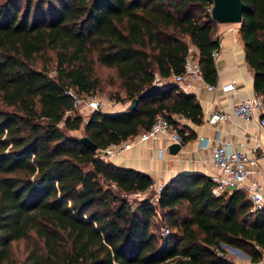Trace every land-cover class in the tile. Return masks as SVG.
<instances>
[{
	"label": "trees",
	"instance_id": "obj_1",
	"mask_svg": "<svg viewBox=\"0 0 264 264\" xmlns=\"http://www.w3.org/2000/svg\"><path fill=\"white\" fill-rule=\"evenodd\" d=\"M241 2L243 56L264 105V0ZM210 3L0 0V264H243L221 243L258 259L264 206L249 210L243 189L214 195L206 174L181 172L153 200L134 194L151 187L147 172L96 151L136 134L158 113L182 141L193 136L177 116L200 122L199 103L167 77L181 71L193 46L203 80L214 82ZM47 51L51 72L34 64ZM96 66L110 69L112 100L135 97V104L93 108L82 120L84 109L64 90L92 94L102 83ZM18 240L20 258L11 253Z\"/></svg>",
	"mask_w": 264,
	"mask_h": 264
},
{
	"label": "crops",
	"instance_id": "obj_2",
	"mask_svg": "<svg viewBox=\"0 0 264 264\" xmlns=\"http://www.w3.org/2000/svg\"><path fill=\"white\" fill-rule=\"evenodd\" d=\"M213 34L218 39V51L213 57L215 80L210 83L212 88H207L201 80L187 75L175 81L182 90L195 95L201 109L200 122L194 123L187 118L179 119L181 124L187 126L185 127L187 132L189 130L193 132V136L182 141L174 153L167 152L165 155L159 152L164 135L158 134L138 140L133 134L128 136L132 138L129 146L122 147L104 159L147 172L152 178L153 186L181 172L196 171L207 175L212 170L211 148L216 143L215 134L219 132L220 138L228 141L233 148L246 149L251 156L255 157V164L250 175L258 179L264 192V158L258 157L264 144V129L257 123V116L264 111V105L248 119H243L230 110L234 103L254 93L252 71L244 60L238 22H216ZM194 52L195 48L191 46L189 53L193 57ZM225 83H230L231 87L223 88L222 85ZM126 103L127 101L103 102L100 110L118 111L123 109ZM218 108L228 111V117L215 123L206 121L205 115L208 111ZM199 136L207 138L206 145H203V138L200 139ZM231 250L240 254L235 249ZM246 258L242 260L247 261L248 258ZM242 260L236 262L241 263Z\"/></svg>",
	"mask_w": 264,
	"mask_h": 264
},
{
	"label": "built area",
	"instance_id": "obj_3",
	"mask_svg": "<svg viewBox=\"0 0 264 264\" xmlns=\"http://www.w3.org/2000/svg\"><path fill=\"white\" fill-rule=\"evenodd\" d=\"M209 9V5L206 7ZM218 51L217 47L211 49L212 57L216 56ZM194 77L201 80L207 88H212L210 83H207L202 78L201 69L196 59L188 53L184 60L181 71L177 73H170L167 78L173 81H177L183 76ZM164 78L155 76L153 81L159 82ZM223 88L231 87L230 83L222 85ZM69 94L75 105L79 108L84 109L87 113L90 109L101 108L103 100L94 94H80L76 93L72 88L68 87L64 90ZM263 108V102L259 95L253 93L248 97L241 99L231 106V112L248 119L255 114L257 110ZM229 115L228 111L218 108L210 110L205 115V120L209 123H215L223 121ZM181 117L177 116L179 120ZM257 123L264 129V111L257 116ZM183 133H187L184 129ZM158 134H162L163 141L159 147L161 154L167 153L166 148L170 142H177L179 145L182 142L180 134L173 128V126L167 121V119L160 113L156 114L149 125L139 132L134 137L138 140L146 139L148 137H154ZM219 132H216L214 139L216 143L213 144L210 154V164L212 167L211 172L207 174L211 181L210 191L212 194L217 195L229 188H241L244 191L245 197L249 201V210L260 208L264 206V192L261 183L257 178L250 175L253 165L255 164V157L251 156L246 149L233 148L228 141L223 140L219 136ZM203 138V145H206L207 138ZM131 137H126L118 142L109 143L104 147L97 148L98 156L104 158L114 152H117L122 147L130 145ZM260 158H264V144L261 147L258 155ZM160 184L154 187V192L151 195V199L155 200L157 191ZM139 194V193H134ZM169 231V227L165 224L159 226V232L165 234ZM247 264H264V248L261 249L258 259L250 261L247 259Z\"/></svg>",
	"mask_w": 264,
	"mask_h": 264
},
{
	"label": "rangeland",
	"instance_id": "obj_4",
	"mask_svg": "<svg viewBox=\"0 0 264 264\" xmlns=\"http://www.w3.org/2000/svg\"><path fill=\"white\" fill-rule=\"evenodd\" d=\"M226 22H230V21H225V23ZM50 55H51V52L47 51L46 55L37 56L34 59V64L38 66L41 63H43L44 65H46L49 68V71L51 72V69H50L51 60H49L50 59ZM95 70H96L97 74L99 75V77L101 78L102 83H101V85L99 86L98 89H96V90H94L92 92V94H94L97 97L101 98L103 100V102H105V103L114 101V100L111 99V97H109V95L111 94V92L113 91L115 86H114V84H109V83L106 82V79H107V77L110 74V69L102 67V66H96ZM125 101H128V98L126 100L122 101V102H125ZM87 113H85V111H83V112L81 111L82 120H84L86 118ZM71 132H73L74 134H79L80 133L79 129L72 130ZM154 187L155 186L152 185L149 189H147V190H145V191H143V192H141V193H139L137 195L152 194L154 192ZM22 245H23V242L21 240H18L16 242L12 243L11 253H12L13 256H16L18 258H20L22 256V253H23ZM229 246H223V247L225 249L226 256H228L230 259H232L234 261H240L243 258L247 257V256H244L245 253L241 249L240 250L242 252H239L240 254H237V253H235V251L233 252L230 249ZM229 253H231V254L234 253V254L231 255ZM241 263L247 264V261L242 260Z\"/></svg>",
	"mask_w": 264,
	"mask_h": 264
},
{
	"label": "water",
	"instance_id": "obj_5",
	"mask_svg": "<svg viewBox=\"0 0 264 264\" xmlns=\"http://www.w3.org/2000/svg\"><path fill=\"white\" fill-rule=\"evenodd\" d=\"M243 9V4L241 0H211L209 5L208 12L211 18L216 22H239L241 19V12ZM135 97H131L127 103L126 107L130 108L135 104ZM79 141L90 147L91 149L95 148V144L86 136L80 135L78 137ZM179 148L177 142H170L166 148L168 153H174ZM221 245L226 246V244L221 243ZM231 249L242 252L240 249L230 245Z\"/></svg>",
	"mask_w": 264,
	"mask_h": 264
}]
</instances>
